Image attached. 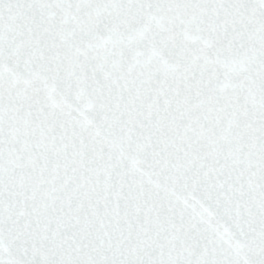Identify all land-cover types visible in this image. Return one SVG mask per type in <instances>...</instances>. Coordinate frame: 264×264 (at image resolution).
<instances>
[{
	"label": "snow or ice",
	"instance_id": "snow-or-ice-1",
	"mask_svg": "<svg viewBox=\"0 0 264 264\" xmlns=\"http://www.w3.org/2000/svg\"><path fill=\"white\" fill-rule=\"evenodd\" d=\"M0 264H264V0H0Z\"/></svg>",
	"mask_w": 264,
	"mask_h": 264
}]
</instances>
